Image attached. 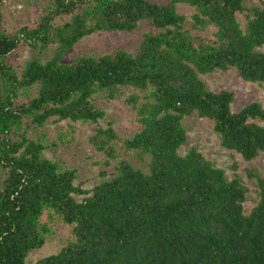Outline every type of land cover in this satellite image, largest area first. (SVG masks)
Segmentation results:
<instances>
[{
    "label": "trees",
    "instance_id": "trees-1",
    "mask_svg": "<svg viewBox=\"0 0 264 264\" xmlns=\"http://www.w3.org/2000/svg\"><path fill=\"white\" fill-rule=\"evenodd\" d=\"M5 0H0V7ZM194 10L191 18L179 5ZM238 14L246 18L245 28ZM0 11V264H27L54 234L71 238L38 264H264V174L250 189L197 147L185 155L183 121L214 122L224 148L252 161L264 154V106L232 111L235 94L214 92L200 75L236 68L264 84V7L245 0H49L35 26L7 30ZM148 22L136 53H66L100 31L133 32ZM32 56L17 67L22 46ZM136 131L121 138L98 126L89 145L101 153V181L76 185L77 168L46 156L51 146L30 126L51 121L97 124L106 116L97 97L125 95ZM53 146V145H52ZM77 195L85 197L79 201Z\"/></svg>",
    "mask_w": 264,
    "mask_h": 264
},
{
    "label": "rangeland",
    "instance_id": "rangeland-1",
    "mask_svg": "<svg viewBox=\"0 0 264 264\" xmlns=\"http://www.w3.org/2000/svg\"><path fill=\"white\" fill-rule=\"evenodd\" d=\"M49 0H5L0 7L2 22L9 31H16L24 24L35 26L41 13L42 7ZM167 2L168 0H152ZM245 5L264 7V0H245ZM181 13L191 18L194 10L188 5H179ZM238 19L243 28L246 25L244 14H238ZM148 22H141L133 32L124 31H100L93 33L79 41L75 47L66 53L64 62L71 63L80 56L90 54H109L119 49L136 53L145 33L151 31ZM264 51V47L261 48ZM32 51L29 46H22L11 56L10 61L17 67L31 58ZM207 87L214 91H232L235 100L232 103V111L241 110L246 105L259 101L264 106V84L252 83L243 80L236 68L227 71L216 70L206 75H200ZM125 95L116 99L106 100L101 95L97 97V104L101 106L106 116L97 124L88 122H73L70 120L51 121L43 128L30 126L28 134L37 138L41 132L46 136V143L51 147L45 151L47 157L54 160H61L65 164L75 167L79 171L76 185L83 189L91 190L101 181L102 166L98 162L102 159L101 153L89 145V138L95 133L98 126L107 127L111 122L121 138H126L137 130L135 112L127 103ZM183 124L188 131V142L180 148V153L185 155L192 147H197L200 152L209 159H212L217 167L223 168L226 175L231 179L238 175L249 187V199L245 203L247 213L255 205L257 181L254 176L256 171L264 174V154L261 153L256 159L247 161L236 152L224 148L221 144L219 134L215 131L214 122L197 115L186 116ZM53 145V146H52ZM0 169V180L3 177ZM79 201L85 196L77 195ZM54 234L49 237L45 245L32 252L27 258V264H38L47 256L57 254L71 238L70 225L63 223L58 218L52 221Z\"/></svg>",
    "mask_w": 264,
    "mask_h": 264
}]
</instances>
